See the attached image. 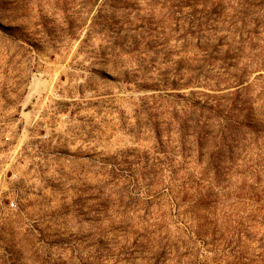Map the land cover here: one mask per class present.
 <instances>
[{"label":"rangeland","instance_id":"374dc122","mask_svg":"<svg viewBox=\"0 0 264 264\" xmlns=\"http://www.w3.org/2000/svg\"><path fill=\"white\" fill-rule=\"evenodd\" d=\"M0 264H264V0H0Z\"/></svg>","mask_w":264,"mask_h":264},{"label":"built area","instance_id":"2783aa9c","mask_svg":"<svg viewBox=\"0 0 264 264\" xmlns=\"http://www.w3.org/2000/svg\"><path fill=\"white\" fill-rule=\"evenodd\" d=\"M10 206H11V207L13 206V202L10 203Z\"/></svg>","mask_w":264,"mask_h":264}]
</instances>
